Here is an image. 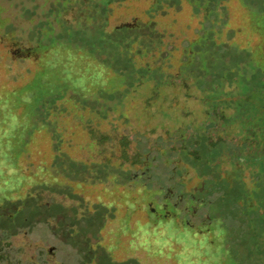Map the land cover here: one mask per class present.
Masks as SVG:
<instances>
[{"label":"rangeland","instance_id":"rangeland-1","mask_svg":"<svg viewBox=\"0 0 264 264\" xmlns=\"http://www.w3.org/2000/svg\"><path fill=\"white\" fill-rule=\"evenodd\" d=\"M109 1L0 0V217L29 196L50 213L0 234V264H263L264 207L239 176L249 138L230 115L264 72V0L111 1L106 29L152 22L161 34L136 56L160 69L130 83L75 34ZM215 89L227 118L210 115ZM205 185L226 192L205 205ZM74 212L91 217L88 250L59 225Z\"/></svg>","mask_w":264,"mask_h":264},{"label":"trees","instance_id":"trees-1","mask_svg":"<svg viewBox=\"0 0 264 264\" xmlns=\"http://www.w3.org/2000/svg\"><path fill=\"white\" fill-rule=\"evenodd\" d=\"M113 1V0H111ZM107 2L104 4H95L94 9L95 11H91V23L86 22L83 24V28L79 29L75 32L77 35L81 36V43L84 45V47L91 50V47L93 45H97L100 50H106L107 49V57L105 59H102L99 57L98 54H94L99 62L104 63L107 66H110L112 69H116L117 71L124 73L127 75V80L130 83L134 80L136 77L135 75L142 76L144 73H148L151 70L160 69L159 66H152L150 63H145L144 65H140L136 62V56H141L146 52H148L150 49L155 48L159 46L160 43H157V38L161 37V34L157 32V30L154 28V23H146L141 24L137 26H121V27H114L111 29H106L105 20L108 13L107 5L111 2ZM213 2L214 0H210ZM221 1V0H218ZM53 30V29H52ZM54 34L57 35V30H53ZM71 36H73V33L71 31ZM160 59H164L166 56V53L164 54V51L160 53L159 55ZM185 59L182 61L181 68H184ZM264 69V68H263ZM259 70L257 73H254L250 75V79L256 78L255 82H258L257 86L255 88L249 89L248 91H243V88H238V99H242V103L237 108V111L233 109V113H231L230 116L240 119L241 120V128L245 132L247 131L246 138H249L245 141H248L250 146V156H251V163L249 162L247 164V167L245 170L249 171L248 176L246 177L244 175V172L239 171V176H243L245 178H251L253 180V185L251 186V191L255 190V210H258L260 208L264 207V72ZM155 79V78H154ZM159 79H156L154 81L155 84L159 83ZM218 88V87H217ZM155 91H153V97L154 94H158V87L154 88ZM218 89H215L216 92V99L219 100L221 97V91H216ZM114 94H117L116 92ZM53 96V98H52ZM45 98V101H42L37 106V112L36 115H38L39 118H42L43 116L47 114V110L49 107L47 106V103L49 101H54L57 98V95H52ZM51 97V98H50ZM155 98V97H154ZM48 100V102H47ZM220 101V102H219ZM214 102V106L211 109L210 115L213 117H221V118H227L225 115L224 110L219 107L222 106L221 103H223V108L225 107H231L227 101H221ZM219 103V104H218ZM217 107H219V111L216 110ZM236 107V105H235ZM228 116V117H230ZM35 124V123H34ZM243 141V138L241 139ZM241 141V142H242ZM243 147H246L245 143H240ZM57 159V158H56ZM59 161V159H57ZM67 160V166L65 167V171L67 173H74L77 174L79 172L80 167L77 163L72 162L69 158H65ZM61 162V161H59ZM62 164V163H61ZM70 164V165H69ZM219 179V178H218ZM221 181V180H219ZM243 185V183H241ZM67 187V186H65ZM64 187V188H65ZM254 187V188H253ZM217 189V190H214ZM248 188V187H247ZM66 189H69L66 188ZM212 190V193H217L216 198H213V200L218 201L220 197L224 195L226 191L223 190L222 187H217V185L209 186L206 185L202 187V190L199 191V194H203L205 196V200L203 204L206 205V195L209 193V191ZM227 191L230 193L236 194V189H233L230 185L227 187ZM242 191V189H241ZM32 199V196L27 197V199L22 203H24L23 206H21L20 209H13L12 213L14 212V215H9V217H0V228L2 235H10L11 233L15 232L14 230H17L19 226L27 225V223H33V222H39L42 220H47L50 217V213L48 212L47 206H40L37 203H34ZM240 198V197H239ZM209 200V199H208ZM208 202V201H207ZM60 205H53L51 207L53 210H58ZM17 207V206H16ZM208 207V206H207ZM73 212V211H71ZM86 215H81L80 218H77V214L74 212L72 215H67V217L70 218L66 220H61L59 222V225L63 227L64 230H67L69 236H74L72 238L73 240L79 242L82 240H86L89 235L91 236V217H85ZM211 219H219L216 215L209 216ZM225 215H223L220 219L222 222V227L226 228V219ZM72 219V220H71ZM69 220V221H68ZM243 220H246L245 218ZM258 221V220H257ZM67 223V225H66ZM225 223V224H224ZM74 233V234H72ZM6 235V237H7ZM259 241L264 242V234L259 235ZM258 241V242H259ZM88 242V240L85 241V244ZM87 250L89 249L88 243L86 246ZM89 255V253H87ZM255 260L259 261L264 264V251H258L255 253Z\"/></svg>","mask_w":264,"mask_h":264}]
</instances>
